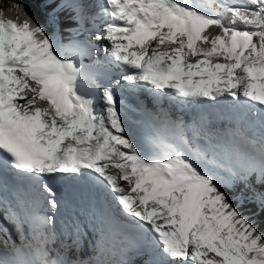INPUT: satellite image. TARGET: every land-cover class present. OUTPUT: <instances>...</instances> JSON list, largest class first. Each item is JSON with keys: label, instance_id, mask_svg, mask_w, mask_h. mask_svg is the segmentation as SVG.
Listing matches in <instances>:
<instances>
[{"label": "snow or ice", "instance_id": "6c2138e0", "mask_svg": "<svg viewBox=\"0 0 264 264\" xmlns=\"http://www.w3.org/2000/svg\"><path fill=\"white\" fill-rule=\"evenodd\" d=\"M0 264H264V0H0Z\"/></svg>", "mask_w": 264, "mask_h": 264}, {"label": "trees", "instance_id": "16d2710c", "mask_svg": "<svg viewBox=\"0 0 264 264\" xmlns=\"http://www.w3.org/2000/svg\"><path fill=\"white\" fill-rule=\"evenodd\" d=\"M3 7H7V4L5 3L3 5ZM29 10L32 11L34 14H36L37 16H40V13L37 11V9L32 5V4H29ZM112 261H119L118 259L117 260H112Z\"/></svg>", "mask_w": 264, "mask_h": 264}, {"label": "rangeland", "instance_id": "374dc122", "mask_svg": "<svg viewBox=\"0 0 264 264\" xmlns=\"http://www.w3.org/2000/svg\"><path fill=\"white\" fill-rule=\"evenodd\" d=\"M110 260H112V259H110Z\"/></svg>", "mask_w": 264, "mask_h": 264}]
</instances>
